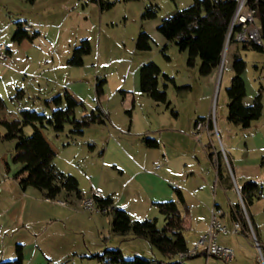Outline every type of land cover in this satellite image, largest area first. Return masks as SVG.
Here are the masks:
<instances>
[{"label": "rangeland", "instance_id": "1", "mask_svg": "<svg viewBox=\"0 0 264 264\" xmlns=\"http://www.w3.org/2000/svg\"><path fill=\"white\" fill-rule=\"evenodd\" d=\"M109 1L114 5L101 9L95 0H0L1 40L12 50L10 58L0 63V95L6 102V108L0 112V261L16 259L17 244L23 245V264H106L95 255L107 248H120L126 258L178 259H165L147 239L132 232L114 233L112 213L102 210L98 202L89 210L83 207L82 199L66 192L47 199L38 188L29 186L24 190L20 185L23 164L13 161L17 139L5 138L7 129L1 120L22 119L25 109L50 115L54 106L47 101L66 90L83 102L76 109L77 118L100 106L107 121L88 127L83 135L71 134L70 124L59 133L51 126L42 128L56 153L55 167L78 179L83 199L91 197L93 189H99L103 197L111 196L114 206L127 210L134 219L157 218L160 229L165 218L159 208L155 204L149 205L150 209L145 206L149 187L144 177L148 175L141 167L156 150L146 146L145 137L158 140L167 157L165 161L155 160L153 168H148L155 173V166H160L149 181L156 183L155 176L162 175L170 181L166 184L175 197L170 183L183 184L186 176L183 171H190L193 166L210 167L209 148L220 154L234 185L241 181L234 177L229 146L233 145L237 158L245 161L264 155V149H259L264 145L259 137L264 109L262 117L250 128L231 123L227 119L226 92L234 76L230 55L226 54L236 44L247 62L243 73L246 97L254 100L262 87L264 105V52L244 50L243 44L226 42L219 72L210 88L208 77L199 73L200 61L188 66V52L181 51L175 41L167 40L157 29L163 19L191 5L193 0ZM149 4L158 7V15L143 20L142 13ZM19 21L31 26L29 33L39 32L34 41L13 40ZM141 30L152 38L150 50L136 49ZM83 39H89L92 51L84 57L83 65H70L73 50ZM149 61L161 68L159 87L166 89V103H158L140 90L139 69ZM98 80H105L100 97L96 92ZM200 117L206 119L204 127L196 128L195 122ZM210 119L214 128H220V138L210 134L212 131L207 127ZM33 131L32 125L24 127L27 136ZM196 171L199 182H204L202 171ZM250 180L264 186V180ZM213 183L210 177V187L204 186L201 192L207 204L213 203ZM234 190L224 191L218 186L216 195L225 208L228 198L240 201L236 186ZM255 202V208L263 206L258 199ZM244 204L241 211L245 221L248 223L250 219L254 226V230L249 227L251 232L248 228L250 237L224 234L218 237L219 243L233 247L235 259L226 262L202 254L185 260V264H264V208L256 217L253 209L250 206L247 209L245 201ZM201 213L207 215L205 209ZM185 236L192 250L197 233L186 230Z\"/></svg>", "mask_w": 264, "mask_h": 264}, {"label": "trees", "instance_id": "2", "mask_svg": "<svg viewBox=\"0 0 264 264\" xmlns=\"http://www.w3.org/2000/svg\"><path fill=\"white\" fill-rule=\"evenodd\" d=\"M34 1V0H32ZM99 2L101 9L111 8L114 4L109 0H95ZM176 1V0H173ZM256 13L257 26L262 38V44L245 43L244 50H254L264 52V0H249ZM238 8V0H193V3L183 9L177 10L173 15L163 19L158 26V31L169 41H175L181 51L188 52V66L196 64L200 60L199 73L203 76L210 75L217 69L223 60V54L230 31L232 20ZM158 15V7L149 4L142 13V19H154ZM17 30L13 34V40L22 42L25 39L34 41L39 32L29 33L22 28V21L17 23ZM152 38L148 32L141 30L136 39V49L147 51L151 49ZM92 46L89 39H83L80 45L73 50L72 57L68 63L73 66L84 64V57L90 54ZM247 62L239 54H234L233 69L234 76L226 92L228 96L227 119L231 123L240 124L243 128H249L251 123L262 116V87L255 96L253 103L246 105L244 99L247 96L246 82L243 73ZM162 71L154 61L144 63L140 68V90L149 95L158 103H166V89L159 87V77ZM167 79H172L166 74ZM105 80L96 84L98 97L104 93ZM48 104H53L54 109L50 115L37 112L36 110H22V119L8 120L2 119V124L6 127V139H17L13 161L23 164L19 172L20 185L23 189L33 186L43 191L47 199H55L63 192L67 195L75 194L79 199H83L79 188V181L71 174L59 171L54 165L56 153L44 136L42 128L51 126L55 132L59 133L65 129L66 124L72 126L71 134L83 135L84 131L96 124H105L107 114L100 106L91 111H86L84 115L77 118L76 109L83 106L68 90L55 95ZM6 108V102L0 95V112ZM204 117L196 120L195 125L205 121ZM209 127L213 129L212 120H209ZM32 125L34 131L27 136L24 127ZM144 142L147 147H159L158 140L145 137ZM211 157L213 153L210 154ZM177 201L170 200L155 203L159 211L165 218L163 228L158 227V219L139 220L134 219L130 213L120 207L114 206L111 196L98 199V205L102 210L112 213L113 232L120 235H127L132 232L134 236L147 239L150 244L156 247L165 257L171 259L178 257L175 261L153 260L140 256L126 258L120 248H107L95 256L106 264H185V260L195 256L181 258L180 254L190 251L188 242L184 234L185 216L189 210L185 202L183 192L179 188H174ZM243 200L249 206L253 204L257 193H263V187L257 181L249 180L241 187ZM67 202V201H66ZM178 203L185 209V216L182 214ZM251 217V216H250ZM233 218L241 219L245 227L248 223L241 211V204H237L233 212ZM252 220V218H251ZM23 245L17 244V257L14 260L0 261V264H23Z\"/></svg>", "mask_w": 264, "mask_h": 264}, {"label": "crops", "instance_id": "3", "mask_svg": "<svg viewBox=\"0 0 264 264\" xmlns=\"http://www.w3.org/2000/svg\"><path fill=\"white\" fill-rule=\"evenodd\" d=\"M22 23H27V22H22ZM23 41H28V39H25ZM234 45H235L234 50L232 52H230V54H229V52H227L228 54H226V56L230 55V64H231L232 67H233L234 54L235 53H239L240 54V46L238 47L236 44H234ZM8 52H9V56H11L12 50L9 47H8ZM198 60L199 59H197V62H198ZM217 72H219L218 68L215 69L210 75L207 76L210 88H212L214 83H215ZM139 81H140V69H139ZM252 102H253V100H252L251 97H250V99L247 98V97L244 99V103L246 105H250ZM263 109H264V105H263ZM262 114H263V112H262ZM255 121H253L251 123V125ZM238 125H240V124H238ZM240 126H242V125H240ZM215 127H217V126H215ZM213 128H214V125H213ZM217 129H219V131H221L220 128L217 127ZM210 134L213 135L212 132ZM211 135H209V136H211ZM220 137H221V133H220ZM259 137L264 142V124L262 126L261 132L259 133ZM210 146L212 147V145H209V147ZM229 148L232 150L231 151L232 162L230 164H232L233 174H234L235 178H237L238 180L241 181L240 183L239 182H237V183L235 182V185H234V183L230 179L229 175L227 174L225 167L223 166V162H222V160L220 158L221 157L220 154H218V152L215 153L213 151V149H210V148H209V151H208L209 160L211 162V166L210 167L209 166L208 167L207 166L206 167L203 166L201 168H194V166H193V167H191L190 171H186V170L183 171V172H186L185 182L183 184L182 183H178V185H176V183H173V184L170 183L172 188H176L177 187L183 192V195H184V198H185V202H186V204L189 207L187 215L185 216V214H184L185 212L183 211V209H184L183 206L180 203H178L182 214L186 218L185 219V224H184V234H185L186 230H190L192 232H196L197 233V239H195L193 241V248L195 247V245L199 241V239L203 236L205 231L208 229V227L210 225L211 211H212V209L214 207H219V208L222 209L223 216L221 217V221L230 230L233 229L235 222L242 221L239 218H237V219L233 218V212L236 210L237 204H241V203H239L240 201L239 200L237 201L236 198H233V199L228 198V202L226 203V208H225V203H222V201H220L217 198V195H216L217 191H218V186L221 187L224 191L234 190L235 186H238L240 188V190H241L242 185L245 182L249 181L250 179H256V180H259V181L264 180V155H262V157L259 158L258 160L245 161V160H242L240 158H237V156L235 155V148L233 147V145L232 146L230 145ZM151 149H156V150H154L155 153L152 154L153 156L151 154H149L148 159L145 158V160L143 161L144 162V164H143L144 166L141 167V169H143V172H146L145 174L148 175V176L144 177V179L148 181V182H146V185H148V187H149L148 194H147L148 195V204L147 205L145 204L147 209H150V206L154 205L155 203L165 202V201H170V200L177 201V197H175L174 192L170 189V186L168 185L169 184L168 182H170V181L167 182V179H165V177H163L162 175L157 176V177L155 176V181H157L156 183L149 181V176H154V174L158 172V168L160 166L159 165L155 166V168H154V172L155 173H153L148 168H153L152 164L154 163L155 160H160L162 158V160L165 161L167 159V157L163 153L162 149L160 148V143H159V147L151 148ZM259 149L263 150L264 149V145L259 147ZM211 153H213L212 157L210 155ZM216 156H218V160L217 161L214 160V158H216ZM196 169H199V171H202L200 173H201V175H202V177L204 179V182H202L201 180H200L201 182H199V180L197 179V175H196L197 171H196ZM208 177L209 178L212 177L213 181H214V183H213L214 196H213V203L212 204H207V203L203 202V200L201 198V192L204 190L203 187L210 185ZM166 183H168V184H166ZM211 187H212V185H211ZM262 187H263V193H257V197L254 199L253 204L250 205V207L253 209V211H252L253 213L252 214L254 216H256V213L262 212L263 208H264V186H262ZM81 195L83 196L82 191H81ZM70 196H75L76 197L75 194H71ZM76 198L79 199L78 197H76ZM256 199H258V202L260 204H263L262 207H256L255 208V205H256L255 200ZM141 202H143V201H141ZM126 208L128 210L130 209V207H126ZM203 209H205V211L207 212V215H205V214L203 215L201 213V211ZM227 212H230V213L227 215ZM194 224H195V227H193ZM258 225H259V223H258ZM252 228L254 230V226L253 225H252ZM0 232H1V228H0ZM225 235L226 236H228V235H233V236H235V235H244L246 238H248V237H250V232H249L248 228L245 227L244 224H243V228L238 233H228V234H225ZM217 240H218V238H217ZM218 243H219V240H218ZM219 244L228 246V247L233 249V247L230 244L229 245L225 244V243L224 244L223 243H219ZM258 244H259L258 246L260 248L262 245L259 242H258ZM188 248L191 250L189 245H188ZM234 253H235V250H234ZM200 254L209 256V255L206 254L205 251L201 252ZM235 257H236V255H235Z\"/></svg>", "mask_w": 264, "mask_h": 264}, {"label": "built area", "instance_id": "4", "mask_svg": "<svg viewBox=\"0 0 264 264\" xmlns=\"http://www.w3.org/2000/svg\"><path fill=\"white\" fill-rule=\"evenodd\" d=\"M255 9L249 5V0H238V8L236 14L232 20L230 31L227 37V42H235L238 44L245 43H255L262 44V38L260 35L259 28L257 26V20L255 16ZM22 28L25 31H32V28L27 23H23ZM9 52L7 45L2 42L0 35V63L8 60ZM206 121V120H205ZM199 122L196 125V128L204 127V122ZM210 121H207V127H209ZM212 133L216 134L218 138H220V131L217 127L213 128ZM215 161L218 160V156L214 158ZM236 190L240 196V203L245 207L244 200L242 197L241 190L238 186H236ZM102 192L99 189L92 190V196L89 198L82 199L83 207L85 209H93L95 204L98 202L99 198H102ZM60 204H67L66 201H58ZM223 216V211L219 207H214L211 211L210 225L208 229L205 231L203 236L196 243L195 247L190 250L188 253L180 254L181 258H185L187 256H195L205 251L207 255L214 256L220 258L226 262H232L235 259L234 250L228 246L221 245L218 243V236L220 234H228V233H238L242 228V221H237L234 223V227L230 230L224 223L221 221V217ZM248 228H252V224L250 219H248ZM251 228L250 232H251ZM253 229V228H252ZM259 245V244H258Z\"/></svg>", "mask_w": 264, "mask_h": 264}]
</instances>
